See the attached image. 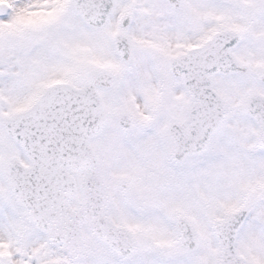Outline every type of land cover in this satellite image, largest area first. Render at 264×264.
Returning a JSON list of instances; mask_svg holds the SVG:
<instances>
[{
  "label": "snow or ice",
  "instance_id": "obj_1",
  "mask_svg": "<svg viewBox=\"0 0 264 264\" xmlns=\"http://www.w3.org/2000/svg\"><path fill=\"white\" fill-rule=\"evenodd\" d=\"M0 264H264V0H0Z\"/></svg>",
  "mask_w": 264,
  "mask_h": 264
}]
</instances>
